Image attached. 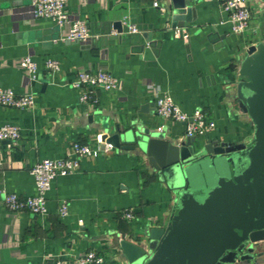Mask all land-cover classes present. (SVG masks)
Returning a JSON list of instances; mask_svg holds the SVG:
<instances>
[{
	"label": "crops",
	"instance_id": "crops-1",
	"mask_svg": "<svg viewBox=\"0 0 264 264\" xmlns=\"http://www.w3.org/2000/svg\"><path fill=\"white\" fill-rule=\"evenodd\" d=\"M31 2L0 0V87L34 93L36 100L29 110L0 106V126L21 128L17 144L0 141V264H75L77 255L90 250L101 254L104 264H129L120 240L147 243L150 229L168 223L174 195L146 156L103 138L117 126H140L186 139L183 123L156 113L158 94L169 92L184 111L202 108L216 121V129L199 139L202 144L250 141L255 125L238 105L239 66L248 47L264 41L263 4L249 3L252 29L237 35L227 22L224 0H185L191 15H185L184 28L172 27V0H69L67 10L85 20L94 35L79 43L62 40L66 30L53 21L34 19ZM130 25L140 32L129 33ZM147 33L153 34L152 45L143 36ZM28 54L39 65L30 84L20 67ZM48 58L60 62L59 72L45 68ZM81 69H105L121 80V88L100 90L98 103H83L71 86ZM77 141L101 146L102 152L83 158L74 174L54 180L47 215L5 207L6 192L34 194L30 171L37 162L66 157ZM63 202L66 217L58 213ZM127 210L134 221L123 216ZM245 264H264V253Z\"/></svg>",
	"mask_w": 264,
	"mask_h": 264
},
{
	"label": "water",
	"instance_id": "water-1",
	"mask_svg": "<svg viewBox=\"0 0 264 264\" xmlns=\"http://www.w3.org/2000/svg\"><path fill=\"white\" fill-rule=\"evenodd\" d=\"M185 15V0H172V27H187ZM143 36L152 45L153 34ZM238 79L239 108L255 125L248 142L174 140L140 126L103 138L146 156L174 195L168 223L150 229L147 243L120 240L129 264H245L264 253V41L248 47Z\"/></svg>",
	"mask_w": 264,
	"mask_h": 264
},
{
	"label": "built area",
	"instance_id": "built-area-1",
	"mask_svg": "<svg viewBox=\"0 0 264 264\" xmlns=\"http://www.w3.org/2000/svg\"><path fill=\"white\" fill-rule=\"evenodd\" d=\"M69 0H32L30 13L34 19H46L56 23L66 32L62 40L87 43L94 35L90 32L85 20L67 10ZM252 0H224V11L228 14V24L233 34H245L252 29L253 10L250 7ZM158 5L157 2L154 3ZM140 32L134 25L129 26V33ZM184 38H188L185 34ZM46 69L59 72L61 64L58 60L48 58L44 62ZM20 67L26 73L28 83L37 79L39 70L38 63L32 54L24 56L20 60ZM122 82L111 72L105 69L94 71L92 69H81L71 86L79 92L80 101L83 103H98V92H115L121 88ZM35 94L31 92L17 93L13 89L0 87V106L29 110L35 106ZM156 113L160 117L185 125V137H206L217 127L207 111L196 108L192 112L184 111L169 92L159 93L156 98ZM21 138V128L17 125L6 124L0 126V141L7 140L17 144ZM102 152L101 146H91L80 141L72 144L69 155L63 158H44L37 162L31 169L35 182L33 195L21 197L16 193L4 194L5 207L11 212L27 211L37 216L49 213L48 193L52 189L53 182L58 177L74 174L81 164V160L87 156L97 157ZM59 216L68 215V203L63 202L59 207ZM123 216L129 221L135 220L132 210L124 211ZM75 264H104L105 260L101 254L94 250L79 254L74 259ZM56 264H68L65 260H59Z\"/></svg>",
	"mask_w": 264,
	"mask_h": 264
}]
</instances>
